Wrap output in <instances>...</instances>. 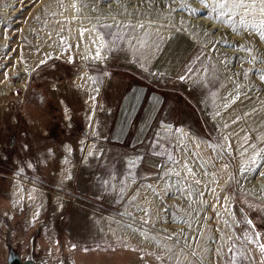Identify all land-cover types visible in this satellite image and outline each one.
Listing matches in <instances>:
<instances>
[{"label":"rangeland","instance_id":"obj_1","mask_svg":"<svg viewBox=\"0 0 264 264\" xmlns=\"http://www.w3.org/2000/svg\"><path fill=\"white\" fill-rule=\"evenodd\" d=\"M184 2L196 8L197 14L173 13L175 27L187 30L177 33L169 20L165 0H0V133L7 134L5 129L8 130L12 112L21 130L25 134L30 130L23 105L11 98L9 81L14 73H20L26 81L23 103L29 99L40 100L46 114V120L43 119L46 124L43 122L40 130L41 141L45 142L41 144L45 146L44 154H38L37 146L33 150L29 148L19 155L21 160L13 168L24 176L20 193L23 201L16 213L17 233L25 242L37 227L38 236L34 240L40 242L42 255L51 261L59 264H217L213 249L224 247L226 250L230 245L225 238H235L236 229L242 226L240 223L233 231L224 221H240L239 216L244 215L247 206L250 210L252 205L264 206V175L257 174L264 173V168L250 171L246 178L238 177L241 183L237 186L228 181V172L211 177L194 167L204 195L191 199L182 197L175 188L163 191L165 181L157 178L172 167L163 155L151 154L153 133L159 131L157 121H167L183 130L182 143L187 145V150L178 148L175 152L182 165L189 153H199L205 159L215 155L204 148L205 140L211 142L217 136L239 132L264 117V83L260 82L259 75L251 71L247 79L235 75L264 68V65L243 62L250 59L248 53L229 46L251 45L256 54H264V42L244 33H234L207 18L210 13L205 14L198 0ZM178 4L179 0L172 6ZM129 22L133 25L143 22L145 29L136 27L123 41L108 36V48L117 50L104 49V59L100 61L91 58L99 40L95 38L96 44L90 41L88 31L94 29L101 36L97 31L100 24L120 23L123 35L130 32L123 27ZM145 30L153 33V38L155 34L162 38L159 52L152 48L139 49L143 53L140 62L148 67V72L142 71L138 63L130 62ZM177 39L183 42L173 43ZM225 40L228 44L223 43ZM217 41L220 43L216 44ZM182 49L184 55L173 68L176 55ZM126 55L129 59H125ZM197 55L200 61L195 62L191 78L180 81L178 77L187 74L186 66ZM144 56L149 59L145 61ZM237 57L243 59L237 60ZM69 58L72 63L68 62ZM41 60H47V64L40 65ZM104 72L111 75L105 76ZM150 72L164 75L152 76ZM197 78L201 83L194 84ZM93 80L97 82L93 84ZM134 84L145 86L148 95L157 93L163 98L160 113L136 142L132 138L137 125L130 127L125 139L112 135L117 103L128 86ZM236 84L242 85L241 95L231 103ZM89 87L90 92L86 91ZM94 95L95 100L91 99ZM226 103L230 106L225 109ZM253 107L259 112L244 117ZM217 110L220 116H215ZM236 117L241 119L232 124ZM225 122L230 124L227 129L222 127ZM137 156L144 159L129 171L128 161L136 160ZM30 160L34 166L28 167L24 162ZM157 161L164 165L163 169L154 167ZM175 180L173 177L172 182ZM28 182L40 186L46 200L43 217L30 225L26 224V214L32 200H27L24 193ZM149 184L160 195L154 194ZM217 196L221 198L219 203ZM225 204L227 208L222 207ZM138 208L149 210V224L142 223L144 213ZM49 222L54 230L50 237L44 230ZM185 243L203 259L198 261L189 255V249L183 248Z\"/></svg>","mask_w":264,"mask_h":264},{"label":"snow or ice","instance_id":"obj_2","mask_svg":"<svg viewBox=\"0 0 264 264\" xmlns=\"http://www.w3.org/2000/svg\"><path fill=\"white\" fill-rule=\"evenodd\" d=\"M151 2V0H149ZM199 4L205 10V14H209L207 18L213 20L218 24L225 25L234 33H244L247 36L258 38L259 42H264V0H198ZM177 0H172V3H167L165 0V6L169 9V20L172 22L174 30L179 32L187 31L183 27H175V17L173 13L186 12L190 14H197V9L190 7V5L184 0H179L177 7H173V4H176ZM75 7V5H73ZM184 20H180V24L183 25ZM120 23L115 24H100L97 31H100L102 35L98 38L99 44L96 47L95 54L93 59L100 61L103 60L102 51L108 48V36H113L117 41H123L125 36L130 35L131 32H134L136 27H139L141 30L145 29L143 22H138L137 25L132 23L124 24L123 27L129 29L130 32L124 33L123 35L120 32L121 29ZM108 31L105 32L104 30ZM115 29L116 31H112ZM84 30L81 31L80 35L83 37ZM207 35V33H205ZM215 35V32L212 33ZM154 34L148 31H144L143 37L138 40L139 48L133 51V59L130 60L131 63H138L144 72H148V67L144 63L140 62V55H143L139 49L152 48L156 52L161 50L160 42L161 37L158 34ZM171 39V38H170ZM151 42V43H149ZM183 41L177 39L173 43H181ZM64 43L63 38L61 39V44ZM93 43L96 44L97 41L93 40ZM220 41H217L216 44H219ZM223 43L228 44V41H223ZM234 48H238L242 52L248 53L250 59H244L243 62L250 64H261L264 65V54H256V49L251 45H229ZM70 47V46H69ZM171 47V45H169ZM109 51H116L117 49L108 48ZM122 50V49H120ZM215 45L213 46V51H215ZM86 59L88 57H85ZM125 59H129L126 55ZM145 61L149 59L148 56H144ZM237 60H242L243 58L237 57ZM200 61V56L197 55L195 60L190 62L189 66H186V73L178 77L182 82L191 78V74L195 70V62ZM23 62V61H21ZM69 63H72L73 60L69 58ZM47 64V60H41L40 65ZM40 65H37L39 67ZM249 71L253 74L259 75V80L261 83H264V68H253L248 71H243L241 73H236L235 75L241 76L244 79H247L249 76ZM105 76L111 75L110 73L104 72ZM152 76H163V73L150 72ZM5 78L7 79V72L5 70ZM91 79V77H89ZM93 83L97 81L93 80ZM194 84L201 83L199 78L193 81ZM203 86V85H202ZM242 85L236 84V95L231 100V103H235L236 99H239ZM98 92V89H94ZM126 91L129 93L124 99L130 105L132 110H135L136 104L140 100V93L137 89L132 88L131 85L128 86ZM91 99L95 100V97ZM158 102V101H157ZM230 105L228 103L224 104L223 107L226 109ZM259 110L255 107L252 108L251 112H245L244 117L251 116L255 113H258ZM221 113L219 110L215 112V116H220ZM241 117H236L231 121L232 124L238 123ZM247 123V121H246ZM157 127L159 131L153 133V142L150 145L152 150L151 154L154 156L165 157L169 164L172 167L168 170L163 171L162 176H158V179L165 181V187L163 191L167 192L170 188H175L176 192L180 193L183 197L186 195V198L191 199L193 196L203 197L204 192L200 190V185L202 181L197 177V172L194 171V167H198L205 176L215 177L218 173L228 172V181L234 182L237 186L240 185V179L238 177L246 178L248 173L253 170H258L264 168V117H261L259 120H254L247 127H242L239 132H232L228 135L217 136L213 141L209 142L204 141V148L210 150V152L215 155H210L205 159L199 153H189V156L184 159L183 164H180V161L176 159L175 152L179 148L181 151L187 150V145L182 143L183 130L180 128H174L167 121L160 120L157 121ZM222 127L227 129L230 127V124L225 122ZM177 133H180L181 136L177 137ZM174 140L180 141L179 143H174ZM27 147V145H25ZM199 147V145H197ZM163 150V151H161ZM192 157H195L193 160ZM143 156H137L136 160L128 161L127 167L129 171L137 167V161H142ZM220 164V167L217 168L216 165ZM156 168L163 169L164 165L157 161L154 165ZM209 168L213 171H209ZM257 174L264 175V173L258 172ZM175 177L176 180L173 183L172 178ZM71 177H69L70 179ZM215 182V181H213ZM105 184L107 181L104 182ZM126 187V184L124 185ZM148 187L153 191L154 194L160 195L151 184ZM206 188L207 185H204ZM215 191V189H211ZM31 199V197H29ZM220 197H216L217 203L220 201ZM223 199L227 200L228 197ZM203 203V201L201 200ZM191 206V205H189ZM222 207L227 208L228 205H222ZM215 211V209H213ZM138 211L144 213V218H142V223L147 225L150 223V219L147 218L150 216V212L146 208H138ZM167 212V209L164 210ZM39 218V211H36L31 218L32 223H35ZM188 226L191 227V224L188 221ZM226 227L235 230V227L240 225V221L234 220L233 223H229L227 220L224 221ZM243 223L247 225L243 235H238L235 238L228 237L225 238L226 243L230 246L225 250L224 247H219L213 249L214 253L218 257L217 264H220L222 261L223 264H264V240H261L260 232H251L255 228L253 221L248 218ZM132 227V225H129ZM219 231V229H217ZM141 234L148 238L147 233L141 231ZM171 239V237H168ZM183 248H188V254L195 257L198 261H201L203 258L199 254L190 249L189 245L185 243ZM171 252V249H169ZM257 252L259 257H257Z\"/></svg>","mask_w":264,"mask_h":264},{"label":"crops","instance_id":"obj_3","mask_svg":"<svg viewBox=\"0 0 264 264\" xmlns=\"http://www.w3.org/2000/svg\"><path fill=\"white\" fill-rule=\"evenodd\" d=\"M184 52L183 49L176 55V58L173 62V68L179 64L181 57H183ZM94 84V83H93ZM132 88H135L140 93V100L136 104L135 110H132L130 105L124 99L129 93L126 92L125 95L120 99L116 106V112L114 115V126L112 130V135L118 139H125L130 133L131 126L137 125L136 130H134L132 141H139L143 135L146 133L150 123L158 116L161 111V107L163 105V98L157 93L147 94V88L141 85H131ZM90 88V87H89ZM86 91H92L91 88ZM94 91V90H93ZM95 97V95L93 96ZM148 97V98H147ZM147 102L143 105L144 100ZM158 101V102H157ZM25 102V100L23 101ZM40 100H27L26 103H21L23 105L24 118L26 122L30 126V130L27 134L24 133L20 128V124L17 123L15 119V114L10 113L11 119L8 127L7 134L0 133V236L1 231L6 228V224L4 222V218H7L12 226H14L13 236L19 242H24L23 239L18 235L17 229V217L16 213L20 211L22 205V197L20 193L22 191V184L24 179L20 174V170L15 172L13 170L16 164H19L20 161L19 155L22 152H27V150L34 149L37 146L40 150L39 155H43L45 150V146L41 147V144L45 145L44 141H41V127H43V119L46 120V114H44V109L41 105ZM171 111V110H170ZM23 114V113H22ZM46 124V122H44ZM37 124V125H36ZM32 126V127H31ZM38 126V128H35ZM34 127V128H33ZM28 129V128H27ZM45 134V132H42ZM27 145V147H25ZM5 147V148H4ZM6 150V152H4ZM30 152V151H29ZM17 153V154H16ZM21 156V155H20ZM26 166H34L32 161L24 162ZM21 165H19L20 167ZM41 187L37 184L28 182V187L24 190L25 197L27 200H32V206L28 209L26 214V224L30 225L32 222L31 218L33 217L36 211H39V218L43 217V210L45 208V197L44 194L41 193ZM31 197V199H29ZM26 200V199H25ZM29 202V201H28ZM27 202V203H28ZM244 206V204H243ZM247 206V205H246ZM252 210L249 207H245L244 215L239 216L240 222L242 224L241 228L236 229L235 234L243 235L245 228L247 225L243 223L245 221V217L250 218L255 225V228L250 231L251 232H260L261 240H264V206L263 205H252ZM54 207V201H53ZM52 221V220H51ZM40 222V221H39ZM53 222V221H52ZM37 227L34 228L28 235L25 244H21V248L23 251L26 250V247L34 240L36 235ZM45 235L50 237L52 235L53 227L49 225L45 227ZM39 234V233H38ZM35 241V240H34ZM36 246L40 249L41 244L39 241H35ZM1 245V240H0ZM257 257H259V253L257 252Z\"/></svg>","mask_w":264,"mask_h":264},{"label":"water","instance_id":"obj_4","mask_svg":"<svg viewBox=\"0 0 264 264\" xmlns=\"http://www.w3.org/2000/svg\"><path fill=\"white\" fill-rule=\"evenodd\" d=\"M6 228L1 231L0 264H59L42 255L36 242L32 241L23 251L21 242L13 236L14 226L4 218Z\"/></svg>","mask_w":264,"mask_h":264},{"label":"built area","instance_id":"obj_5","mask_svg":"<svg viewBox=\"0 0 264 264\" xmlns=\"http://www.w3.org/2000/svg\"><path fill=\"white\" fill-rule=\"evenodd\" d=\"M11 98L18 104L23 103L26 86L23 85L20 73H14L10 76Z\"/></svg>","mask_w":264,"mask_h":264},{"label":"bare ground","instance_id":"obj_6","mask_svg":"<svg viewBox=\"0 0 264 264\" xmlns=\"http://www.w3.org/2000/svg\"><path fill=\"white\" fill-rule=\"evenodd\" d=\"M87 37L88 38H90V41H91V39L92 40H95V38H99L100 37V35L99 34H97L96 32H95V30L93 29H91L90 31H88V33H87ZM72 38V37H71ZM74 38V37H73ZM78 39V38H77ZM97 39H96V41H97ZM70 40V39H69ZM99 40V39H98ZM75 41V40H74ZM21 79H22V83H23V85H25L26 86V81L24 80V78L21 76ZM9 88H10V90H11V83H10V81H9Z\"/></svg>","mask_w":264,"mask_h":264}]
</instances>
